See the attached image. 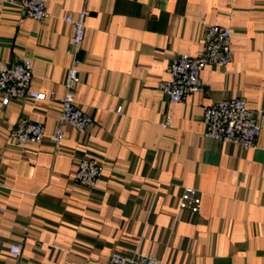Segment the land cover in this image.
I'll return each mask as SVG.
<instances>
[{"label": "crops", "instance_id": "0c3cea01", "mask_svg": "<svg viewBox=\"0 0 264 264\" xmlns=\"http://www.w3.org/2000/svg\"><path fill=\"white\" fill-rule=\"evenodd\" d=\"M42 1L41 21L0 2V61L30 57V90L54 93L0 103V264H106L113 252L157 264H264V0ZM82 10L74 98L93 124L84 134L65 125L55 153L71 61L64 18ZM210 26L231 29L230 62L206 66L202 91L169 102L159 85L173 58L201 55ZM237 97L260 126L248 150L203 136V107ZM21 117L43 124L41 143L9 139ZM89 157L103 166L92 189L75 181ZM188 187L200 193L197 214L178 209Z\"/></svg>", "mask_w": 264, "mask_h": 264}, {"label": "built area", "instance_id": "2783aa9c", "mask_svg": "<svg viewBox=\"0 0 264 264\" xmlns=\"http://www.w3.org/2000/svg\"><path fill=\"white\" fill-rule=\"evenodd\" d=\"M0 2L16 7L24 17L36 21H41L48 16L42 0H0ZM86 14V11L82 10L76 17L68 14L64 18V21L71 26L70 42L66 50L71 61L63 82L64 94L60 100L58 125L50 135L55 153L61 149L65 125L84 134L93 124V118L80 109L74 98L75 87L81 81L80 67L83 61L80 52L86 28ZM230 35L229 27H207L202 33L204 49L201 55L179 54L173 58L169 66V80L159 85L160 91L169 102L184 103L188 96L202 91L201 73L206 66L226 67L228 65L231 59ZM32 76L33 63L30 57H24L16 62L0 61V103L2 107H7L11 101H42L54 96L53 92L45 94L31 91ZM119 110L117 109V112ZM202 120L205 138L233 143L243 150L255 147L260 126L256 111L247 106L244 98L223 99L203 107ZM169 124L170 118L166 117L160 126L165 128ZM43 137V124L26 117L19 118L9 133V139L20 147L39 144ZM102 170L103 166L100 161L93 157L85 158L77 166L75 181L82 187L92 189L97 185ZM200 206L199 191L191 187L185 188L180 196L178 209L197 214ZM22 249V241L11 243L8 253L17 257ZM106 264H157V260L143 254L125 256L113 252Z\"/></svg>", "mask_w": 264, "mask_h": 264}]
</instances>
